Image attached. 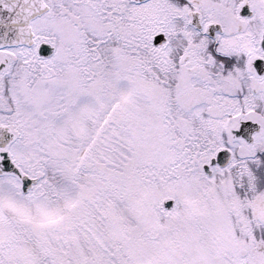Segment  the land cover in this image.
I'll return each mask as SVG.
<instances>
[{
  "label": "rangeland",
  "instance_id": "rangeland-1",
  "mask_svg": "<svg viewBox=\"0 0 264 264\" xmlns=\"http://www.w3.org/2000/svg\"><path fill=\"white\" fill-rule=\"evenodd\" d=\"M90 33L59 44L50 66L60 74L33 80L24 69L16 84L24 133L11 148L41 180L0 208V264H232V182L184 167L178 136L189 125L170 120L171 92L131 42L98 54Z\"/></svg>",
  "mask_w": 264,
  "mask_h": 264
},
{
  "label": "flooded vegetation",
  "instance_id": "flooded-vegetation-1",
  "mask_svg": "<svg viewBox=\"0 0 264 264\" xmlns=\"http://www.w3.org/2000/svg\"><path fill=\"white\" fill-rule=\"evenodd\" d=\"M42 1L47 11L31 23L33 38L54 51L61 42H79L88 24L93 44L130 39L138 42L140 54L146 39L164 35V43L151 50L154 69L169 76L177 95L183 91L173 101L187 109L190 119L206 123L209 132L206 138H188L182 149L194 155L226 149L232 156L239 210L231 238L236 253L229 262L264 264V0ZM65 27L74 34H62ZM15 59L0 51V126L14 136L24 132L6 96L22 79ZM4 153L20 174L31 175L17 163L10 144L0 148V159ZM211 169L219 177L228 170ZM18 185L15 174L0 173V186L16 192Z\"/></svg>",
  "mask_w": 264,
  "mask_h": 264
},
{
  "label": "water",
  "instance_id": "water-1",
  "mask_svg": "<svg viewBox=\"0 0 264 264\" xmlns=\"http://www.w3.org/2000/svg\"><path fill=\"white\" fill-rule=\"evenodd\" d=\"M45 9L41 0H0V48L18 45L30 46L32 43L30 21L41 15ZM162 40L161 36H156L154 44H159ZM43 50L42 45L39 48L40 55L48 56L50 54V50L47 52ZM9 138L4 137L5 141ZM228 161L227 153H217L216 162L224 165ZM33 182L34 180L23 177V191L25 192ZM164 206L170 209L172 201L165 202Z\"/></svg>",
  "mask_w": 264,
  "mask_h": 264
}]
</instances>
